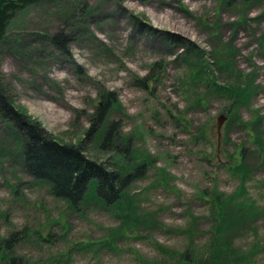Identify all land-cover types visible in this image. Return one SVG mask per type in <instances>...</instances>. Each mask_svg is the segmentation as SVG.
I'll use <instances>...</instances> for the list:
<instances>
[{"label":"rangeland","instance_id":"rangeland-1","mask_svg":"<svg viewBox=\"0 0 264 264\" xmlns=\"http://www.w3.org/2000/svg\"><path fill=\"white\" fill-rule=\"evenodd\" d=\"M0 90L110 170L146 163L119 202L89 190L73 208L23 169L0 118V264H264V0H41L0 44ZM215 193L233 221L217 261Z\"/></svg>","mask_w":264,"mask_h":264},{"label":"trees","instance_id":"trees-1","mask_svg":"<svg viewBox=\"0 0 264 264\" xmlns=\"http://www.w3.org/2000/svg\"><path fill=\"white\" fill-rule=\"evenodd\" d=\"M40 1L0 0V44L5 41L8 28L16 14L38 4ZM251 1L222 0V3L226 6H234L239 2L247 3ZM52 39L54 42L63 43L59 34L52 37ZM176 40L182 44L184 43L179 38H176ZM141 83L146 85L144 81ZM243 91L242 89L231 87L226 93L232 98V104L236 105L239 102L244 103L249 100V94L242 95ZM112 107L111 99L102 97V102L98 105L97 113L94 117L96 121L90 132L95 129L96 122L102 121ZM232 107L234 106L227 109L230 114L227 119L237 121V114L232 113ZM0 118L15 134L14 137L16 139L12 138V140L19 146L18 150L23 169L35 180L48 183L52 195L65 200L73 208H79L89 190L105 205L119 202L123 197L127 184L141 178L145 172L146 163H143L135 166L131 172L122 176L118 171L110 170L103 163L89 158L81 145L62 143L48 136L39 123L30 121L26 114L19 111L11 103L3 90H0ZM115 126L116 123L109 127L105 142L111 140ZM237 161L239 163L236 167H244L243 173L245 175L249 169L242 163L241 152ZM211 202L215 206V210L216 207L218 208L216 211H219L220 215L219 223L215 228L217 236H220L215 240V242L220 241V244L215 243L216 246H214V260L217 261L223 257L222 252L226 250L223 245L228 241L227 230L233 221L230 219L231 215L229 213H224L225 204L220 203L219 194H213ZM23 232L12 233L9 239L4 240L5 246L2 249L6 251L8 243L19 240ZM187 256L188 252H185L182 256L184 259L182 264H192L188 259L189 257L186 258ZM20 261V258L11 257L7 260V264H21Z\"/></svg>","mask_w":264,"mask_h":264},{"label":"water","instance_id":"water-1","mask_svg":"<svg viewBox=\"0 0 264 264\" xmlns=\"http://www.w3.org/2000/svg\"><path fill=\"white\" fill-rule=\"evenodd\" d=\"M226 119H227V116H225L224 114H222L218 117V122H217L216 127H217V131H218L219 135H220V130H221L224 122L226 121Z\"/></svg>","mask_w":264,"mask_h":264}]
</instances>
